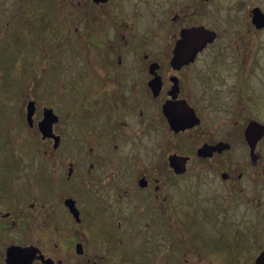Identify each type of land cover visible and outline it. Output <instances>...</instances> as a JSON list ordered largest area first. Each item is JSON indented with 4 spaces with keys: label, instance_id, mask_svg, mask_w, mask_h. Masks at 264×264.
Listing matches in <instances>:
<instances>
[{
    "label": "flooded vegetation",
    "instance_id": "af4514ba",
    "mask_svg": "<svg viewBox=\"0 0 264 264\" xmlns=\"http://www.w3.org/2000/svg\"><path fill=\"white\" fill-rule=\"evenodd\" d=\"M255 6L264 13L246 0H55L52 52L71 76H59L66 87L53 86L49 103L32 98L31 123L23 102L17 135L9 129L0 264H254L264 204V133L253 152L247 141L250 123L264 124L250 105L264 48ZM218 10L243 21L229 52L217 44ZM198 25L214 37L172 64L181 29ZM45 108L56 115L48 135ZM25 121L36 139L29 156L19 142ZM172 154L183 159L172 164ZM194 216L218 243L186 232ZM10 245L23 248L16 262L5 258Z\"/></svg>",
    "mask_w": 264,
    "mask_h": 264
},
{
    "label": "rangeland",
    "instance_id": "374dc122",
    "mask_svg": "<svg viewBox=\"0 0 264 264\" xmlns=\"http://www.w3.org/2000/svg\"><path fill=\"white\" fill-rule=\"evenodd\" d=\"M229 1L221 0V5ZM231 1L233 2L234 0ZM246 1H250V4L264 5V0ZM224 7L226 8V6ZM224 7L222 8L224 9ZM217 12L216 23L218 24L215 27L219 33L217 44H224L228 47V40L238 37L236 31L240 26L237 23L243 21L234 18L233 15L235 14L229 15L230 12L228 11L218 10ZM53 14H55V0H0V153L12 150L14 147L16 148L15 144L12 143L11 145L13 138L9 129L13 125L14 133L17 135L18 120L21 119L18 116L20 105L23 102L25 105L26 101L32 98L39 104L49 103V92L53 86H57L62 93L66 87L64 82L66 79L62 80L63 77L60 79L59 76H71V74L67 73L69 72L67 67L64 68L63 74L62 72L60 73L62 64L59 65V61L58 63L55 61L58 59L54 56L55 53L52 52L54 50L51 38ZM205 18L214 22L208 15ZM234 24L236 26L231 30ZM256 39L264 40V30L257 35ZM229 49L228 47L227 52H229ZM260 55V67L255 71L256 76L254 77L253 75L251 79V84H258L257 81L259 82V87H256V91L259 93L258 101L256 102L258 104H260L259 98H264V68L262 69L264 65V48L260 51ZM63 57L61 60H65ZM76 59L71 56L67 62L69 64L67 66L74 71L78 70L79 65ZM63 64L66 65L65 63ZM57 66L59 70L55 72ZM58 73L60 74L58 75ZM74 75L76 76V74ZM56 76H58L57 79ZM262 102L263 106L261 105V107L257 106L253 101L250 105L254 110H258L261 117L264 118V101ZM24 123L26 125L25 131L19 133L20 138H22L19 139V142L21 150L29 156L36 150V139L26 121ZM233 150L242 151L243 148L235 147ZM260 150L264 155V138ZM262 192H264V189H262ZM262 208L263 217L260 219V235L257 236L252 250V245L248 250L251 252V261L255 254L254 252H257L260 248L264 249V204ZM191 210V208H186V212ZM249 211L255 212L252 207L249 208ZM250 214L252 213L250 212ZM182 223H186V232L192 236L196 235L199 240H203L202 243L208 242L209 245H212L213 241L215 243L219 242V236L216 233H214L215 236L212 235L211 230L203 225V222L197 220L195 216L190 219L186 218V221ZM252 253L254 254L252 255Z\"/></svg>",
    "mask_w": 264,
    "mask_h": 264
},
{
    "label": "water",
    "instance_id": "95a60500",
    "mask_svg": "<svg viewBox=\"0 0 264 264\" xmlns=\"http://www.w3.org/2000/svg\"><path fill=\"white\" fill-rule=\"evenodd\" d=\"M252 10H253V20L257 23V25H263L264 13H262L259 7L256 6L253 7ZM180 33H181V37L178 39L173 49V59L171 60V63L174 65L180 63L181 61H187L189 59H192L195 53L206 43V41H209L215 35L214 31L204 27L203 25L182 28ZM186 107L190 108L187 105ZM164 111L167 114L171 125H173L172 118H170L169 109L166 104H164ZM33 112H34V101L32 99H29L26 104V119L29 123H31ZM54 119H56V115L51 113L50 108H45L43 119L40 122V128L43 132V135H48L50 133L51 123ZM193 119L190 121H186L182 126H189L195 123L196 121H198V118L196 116ZM250 131L251 133H249V135L247 136V141L249 143L250 151L253 152L256 141L260 139L261 135H263L264 133V124L260 123V125H258L257 123H255V121L251 122ZM219 142L210 145H204V147H200V149L202 148L213 149V147H216V145H218ZM251 156H253V154H251ZM177 157L179 156H176L175 154L170 155L171 163H172V159L173 158L176 159ZM179 158L183 159L182 157ZM179 166L181 168H176L177 166L174 165L177 171L182 170L184 168V165H179ZM22 255H23V248L18 245H10L5 252V258L8 261H12V262H16L18 260V257ZM254 264H264V249H261L256 255Z\"/></svg>",
    "mask_w": 264,
    "mask_h": 264
}]
</instances>
